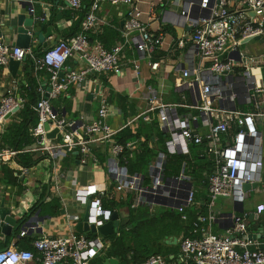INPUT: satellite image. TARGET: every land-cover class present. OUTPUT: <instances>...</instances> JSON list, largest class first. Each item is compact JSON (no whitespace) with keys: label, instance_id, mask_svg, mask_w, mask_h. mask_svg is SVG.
Here are the masks:
<instances>
[{"label":"built area","instance_id":"1","mask_svg":"<svg viewBox=\"0 0 264 264\" xmlns=\"http://www.w3.org/2000/svg\"><path fill=\"white\" fill-rule=\"evenodd\" d=\"M63 1L76 11L82 10L85 3V0ZM101 1L105 0H93L77 35L57 42L39 56L32 48L8 44L0 31V66L9 65L11 60L23 62L30 58L36 73L48 75L50 91L39 87L40 98L34 107L39 121L30 134L35 143L23 152L47 156L56 171L61 159L71 153L79 154L81 164L85 165L93 158L95 148L109 146L107 177L114 184L113 188L109 192L107 189L99 191L90 185L75 194L78 203L89 206L88 224L99 228L112 216V211L103 206L102 198L116 200L124 194L136 196L134 207L144 200L152 207L156 206L153 202L158 201L171 204L186 220L187 208L197 204V192L192 178L185 172L175 178H165L167 159L168 156L190 155L192 145L201 146L213 159L215 170L207 182L210 198L207 213L198 215L193 226L194 236L181 242L183 264H264V236L249 238L245 215L232 216L233 226L224 235L212 230L220 215L215 209L218 198L243 203L247 195L243 191L244 184L263 182L262 135L255 126V119L261 114L238 110L235 105L236 100H244L259 110L264 102L261 98L264 83L253 72L257 67L264 68V54L254 56L242 50L243 42L248 41V45L264 37V0H182L181 15L171 14L167 18L174 25L191 28L175 40L179 49L190 46L187 52L190 65L179 70L175 84L176 90L182 93L181 101L164 103L150 87L145 98L149 107L119 128L109 122L111 109L106 99L97 117L90 122L61 116L54 105L71 87L92 74H121L131 48L145 57L153 71L157 72L161 66L155 57L165 46V34L152 31L145 22L140 0H106L128 8L122 40L111 49L99 40L90 41L89 34L100 24ZM75 56H79L85 66L68 70L67 62ZM132 64L136 70L140 69V60ZM26 103L25 96L9 90L0 100V127ZM224 103L227 107L222 106ZM154 111L158 112L159 125L168 140L166 152H160L150 166V184L147 185L143 175L131 174L122 164L130 144L120 143L116 137L141 119L150 121ZM56 129L59 131L56 138H48ZM18 153L6 150L0 154V161H5L7 156L14 158ZM244 169L249 171L245 173ZM263 211L264 205L259 206L258 212ZM25 235L26 232L22 233ZM32 246L33 250L18 246L0 250V264H29L35 260L42 264H92L106 250L102 237L89 238L77 232L44 235L34 240ZM142 264H168V261L163 255H153Z\"/></svg>","mask_w":264,"mask_h":264},{"label":"crops","instance_id":"2","mask_svg":"<svg viewBox=\"0 0 264 264\" xmlns=\"http://www.w3.org/2000/svg\"><path fill=\"white\" fill-rule=\"evenodd\" d=\"M140 1L141 8L145 13L143 16L144 20L145 22L150 24L151 30L156 33L162 31L165 34V46L158 51L155 57L156 61H159L161 64L159 70L157 72L153 71L148 65V61L145 59V57L141 54H138L135 49L131 48V50H128L126 54V59L124 60V68L121 74H92L84 82L71 87L73 89L72 114L67 116L64 115L66 118L84 119V121L90 122L97 117L98 110L101 107L102 101L106 99L110 104L111 109L109 122L115 128H119L123 126L128 120L138 116L149 107L148 102L145 98L149 93L150 87L156 92L157 96L161 98L162 102L164 103H177L181 101L182 93L176 90L175 84L176 80H178L179 78V70L186 65H190L189 55L187 54L190 46H187L183 50L179 49L175 40L181 38L183 36V33L189 30L188 28H183L181 26H177L168 22L167 18L171 14L181 15L183 11L182 0ZM31 2L35 3L36 11L34 14L36 19L43 20L42 17L46 15L49 19V24L46 27L52 26L53 28L52 37L45 42L44 46L41 49L38 48V42L36 39H34L31 48L33 50L36 49L38 53L41 54L46 49L54 46L57 42L64 40L65 38H70L68 36L74 31L75 28H77L79 32L81 31V21L84 19L81 18L82 10L76 11L71 9L63 0H32ZM90 9L91 7L89 8V11ZM127 11L128 8L124 5H114L110 1L106 0L101 1L100 9L98 11L100 24H98L97 28L89 34V38L90 35H97L98 33H102L105 27H110L120 33V40L113 41L109 38V36H106L104 42L108 46H115L117 42L122 40V30L127 16ZM27 12L28 10L22 9L20 0H0V31L5 37V40L8 44L16 46V32L11 30V27L16 25L17 17L19 14ZM58 15H61V20L59 22L57 21ZM76 22H79L78 26L76 25ZM96 39L97 37L95 36V40ZM248 46L252 47V49L254 50V53H252V55L260 56L261 54H264V37L261 40L248 44ZM193 55L196 56V52H194ZM134 60H140L139 70H136L134 65L132 64V61ZM84 64L85 63L82 59L79 58V56H75L67 62V69H80L85 66ZM263 70L264 68L257 67L253 72L257 74L258 79L264 83ZM33 78L37 79L40 87L46 89L48 88L49 85L47 73H36L32 68L31 62L28 59L21 63L16 77H14L12 72L10 71L9 65L0 66V100L11 89H14L16 94L27 97L33 87ZM105 79L110 86L105 85ZM111 92H114V94H121L129 98L130 102H128V106H124L123 104H119L118 102H110L109 98L111 96ZM187 94L189 96V93H186V95ZM261 98H263L264 101V96H262ZM217 105L219 104L217 103ZM222 106L227 107L225 103L222 104ZM235 106L238 110H242L245 112L258 111L261 114L260 117H257L255 119V126L262 135V148L260 155L263 164V176L264 102L259 110L255 108L253 103H248L244 100H236ZM157 113V111H154L150 114V121L141 119L140 121L134 123L132 128L125 129L121 133L129 130L133 135H136L139 130L140 124L155 123V125L157 124L155 127L159 131H161L163 135H165L164 137H166L164 143L166 152V142L168 140V136L159 125ZM128 115L129 117H127ZM14 116H10L6 122V125L2 128L0 127V135H3L7 132L8 126L10 125L11 121H13ZM199 129L203 130L200 125ZM232 133H235L234 130ZM145 141L146 137L144 136H142L141 138L134 137L132 140H129L127 142L130 144L128 149L134 151L138 149L140 142ZM157 142V137H154L149 143V146L153 149L157 148ZM195 146L196 145H192L190 147V150ZM195 148L212 159L204 152L203 147L198 146ZM6 150L10 149H5L0 154H2ZM126 153L127 152H125L124 158L122 159V162L125 164ZM109 157L110 147L107 145H101L95 148L93 158L91 160H88V163L85 165L81 164V157L76 153H71L66 158L61 159L58 164L59 169L56 171H54L53 166L51 167V170L48 169V166L50 165L48 160V164L43 163L42 165L35 167L32 170H26L25 172L23 171L21 175H19V178L23 180V186L26 187L25 190L22 191L19 190V187L13 188L2 183L0 176V204L4 200L6 207L16 212L18 216H22L23 214L28 215L31 211H33V213L39 211L41 216H44L46 218L49 217L46 219L45 223L40 224L39 227H36L34 230L23 231L22 229H20L12 233L11 236L7 238L1 236L0 229V246L6 247L8 243V247L18 246V241L33 243L34 240L44 235L62 236L71 232H77V224L83 221L84 216L87 212V206L78 203L75 199V194L78 190L85 189L90 185L96 186L97 190L99 191L107 189V191L109 192V190L113 188L114 184H112V182H110L107 177V161ZM67 158L73 160V163H66ZM155 158L152 160V163L154 162ZM10 160H12V158L7 156L5 161H0V169L4 162H8ZM151 164L149 165V176ZM247 171H249V169H244L245 173ZM16 176L18 175L16 174ZM190 177L193 180V185L196 192H199V194H206L207 199L210 200L208 183H206L207 186H204L197 182L194 177ZM37 183H49L50 193L52 197L60 200L63 211L62 214L51 216L49 213L44 212L43 208H40L44 202L48 204L51 199L49 198V196H47L46 200L38 205L40 198L39 195L34 193V187ZM131 195L132 194H124L123 197L120 195L115 201L128 202L127 200H129V197ZM103 199L105 200L107 198H102V204ZM135 202L136 196H134L133 198V203L131 205L132 208H138L143 202H147V200H144L142 203H139L136 207H134ZM196 203V205L189 207L188 209H192L193 211L199 210L198 212L200 215V212L202 211V208H204L205 203L204 201H196ZM262 205H264V180L255 191L247 193L246 199L242 203V206L238 205L237 209L235 208V202L233 199L218 198L215 201V209L219 212L220 215L217 222L212 226L213 232L218 235L226 234L227 230L233 226L232 217H230V215L234 216L241 214L247 217L249 236H254L260 239L261 236H264V211L262 213H259L258 207ZM171 209L175 210L174 208ZM128 210L130 211L129 206L125 205L117 210L112 211V213L117 211L126 214L128 213ZM241 210H243V212H241ZM23 232H26L25 236H22ZM169 239L173 240L176 239V237L165 238L164 241L166 244H169L167 243ZM177 239L178 243L176 245H178L181 241V239ZM105 244L106 249L109 250L110 247L106 239ZM103 256L104 253L99 257ZM167 261L168 263L171 262L170 264H183L181 249H179V252L176 255H171L169 257V260ZM29 264L42 263L39 260H35Z\"/></svg>","mask_w":264,"mask_h":264},{"label":"trees","instance_id":"3","mask_svg":"<svg viewBox=\"0 0 264 264\" xmlns=\"http://www.w3.org/2000/svg\"><path fill=\"white\" fill-rule=\"evenodd\" d=\"M92 2L93 0H85V6H83L81 15L82 19L85 18V15L89 12ZM78 24L79 22H76L77 26ZM78 32V29L75 28L68 37L71 38ZM95 36L97 37L96 40H100L107 49H111L114 46H108L104 42L106 36H109L113 41L120 40V33L110 27H105L102 33L90 35V41H94ZM34 52L38 56L43 54V52L41 54L38 53L36 49H34ZM28 60L31 62L32 68L34 69L32 60L30 58H28ZM104 83L105 85L110 86L106 79ZM32 84L33 87L26 97L27 103L24 108L14 116L13 121H11L8 126L7 132L0 135V153L5 149L19 152L16 157L12 158V160L2 164L0 169L1 181L7 186L13 188L19 187L20 191L25 190L26 187L23 186V180L19 178V175H21L24 170H32L43 163L48 164L47 161L49 160L45 155L23 152L27 147H30L35 143V139L31 136L30 130L37 126L39 121V117L35 112L34 107L40 98L38 93L40 84L37 82L36 78L32 79ZM72 97L73 89L71 88L68 93L62 95L57 101H55L54 105H56L61 116L72 114ZM109 99L110 102H118L124 106H128V102H130V99L126 96L114 94V92H111ZM127 117H129V115ZM156 125L155 123H142L140 124L136 135H133L132 132L127 130L124 133H119L116 137L117 141L123 144H127V142L134 137H146V141L140 142L138 149L134 151L126 149V164L123 162L122 164L128 168L131 174L143 175L145 177L144 183L147 185L150 184L149 165L160 152L165 153L164 143L166 137H164L165 135L155 127ZM154 137H157L158 142L157 148L153 149L149 146V143ZM195 147L193 149L191 148L190 156H168L165 170L166 179L178 177L185 172V174L194 177V179L201 185L207 186L206 183L208 182V177L215 170L214 162ZM68 162L73 163V160L67 158L66 163ZM49 164L48 169L51 170L52 164L50 160ZM16 174L18 176H16ZM34 193L39 195L40 199L38 205L44 202L47 196L51 199L48 204L44 202L41 205L40 208H43L44 212L49 213L51 216L62 214L63 211L60 200L52 197L49 183H37L34 187ZM133 198L134 195L132 194L129 197V200H127L128 202L103 199L104 207L110 211L117 210L125 205H128L130 208V222L120 229L119 234L106 238L110 249L104 251V257L116 258L121 264H142L153 255H163L169 260L171 255H176L179 252L183 239L194 236L193 226L199 215V210L193 211L192 209L187 208L185 215L188 219L183 220V214L179 213L177 210L161 206L152 207L147 202H143L138 208H132L131 205L133 203ZM196 201H204V208H202L200 214H206L207 203L209 202L206 194H199L198 192L196 195ZM130 225L131 227H129ZM85 235L89 238L97 237L93 232L86 233ZM167 237H176L181 239V241L176 246L169 245L164 241ZM8 245L9 243L6 247L0 246V250L7 248ZM17 245L21 249L33 250L31 242L26 243L18 241ZM102 259V257H98L95 262ZM170 263L171 262L168 264Z\"/></svg>","mask_w":264,"mask_h":264},{"label":"water","instance_id":"4","mask_svg":"<svg viewBox=\"0 0 264 264\" xmlns=\"http://www.w3.org/2000/svg\"><path fill=\"white\" fill-rule=\"evenodd\" d=\"M20 5L22 6L23 10H28V12L19 14L17 17L16 25L11 27V30L16 32V36H17L16 46L22 49H29L31 48L34 39H36L38 42V48L41 49L44 46L45 42L48 39H50L53 35L52 26L46 27L49 24V19L47 18L46 15L42 17L43 20L41 21L39 19H36L34 14L36 11L34 2H31L29 0H20ZM60 20H61V15H58L57 21L59 22ZM188 30L191 31V28L188 27ZM258 40H261V38L258 37L255 40H252L251 43H254L255 41ZM247 43L248 41L243 42V45ZM21 63L22 61H17V60H11L9 62V68L14 77L17 76ZM61 76H63V73L61 74ZM47 90L49 92L50 88H47ZM46 128L49 129V125H47ZM58 132H59L58 129L52 131L51 133L48 134V138L54 139L58 134ZM258 187L259 184L257 182L246 183L243 186V191L245 193H249L255 191ZM149 202H153V201L149 200ZM153 203L155 205H161V206L173 208L171 204H167L165 202L158 201ZM238 205L242 206V202H237V201L235 202L236 209ZM178 207L179 206H177V208ZM88 209L89 206H87V212L86 215L84 216L83 221L77 224L76 230L77 233L79 234H86L89 232H93L94 234L100 235L102 239L105 240L110 236L119 234L120 228L124 227L130 222L129 210L128 213L126 214L115 211L112 213L111 219L109 221H107L103 226L96 228L95 225L88 224V215H89ZM241 212H243V210H241ZM232 216L233 215H230V217ZM47 218L41 216L39 211H37L36 213H33V211H31L28 215L23 214L22 216H18L16 212L6 207L5 201L3 200L0 204L1 236L7 238L11 236L12 233L20 229L34 230L36 227H39L40 224L45 223ZM129 227H131V225ZM249 238H257V237L249 236ZM167 243L176 245L178 243V239L177 238L173 240L169 239ZM102 258H103L102 260L97 261L94 264H121L120 261L116 258H106L104 256Z\"/></svg>","mask_w":264,"mask_h":264},{"label":"rangeland","instance_id":"5","mask_svg":"<svg viewBox=\"0 0 264 264\" xmlns=\"http://www.w3.org/2000/svg\"><path fill=\"white\" fill-rule=\"evenodd\" d=\"M242 50L245 51V52H248L250 54L254 53V50L252 49V47L248 46V45H244L242 47Z\"/></svg>","mask_w":264,"mask_h":264},{"label":"bare ground","instance_id":"6","mask_svg":"<svg viewBox=\"0 0 264 264\" xmlns=\"http://www.w3.org/2000/svg\"><path fill=\"white\" fill-rule=\"evenodd\" d=\"M245 45H247V44H245ZM243 46H244V45H243ZM243 46H242V47H243ZM23 231H25V230H23ZM23 233H24V232H23Z\"/></svg>","mask_w":264,"mask_h":264}]
</instances>
